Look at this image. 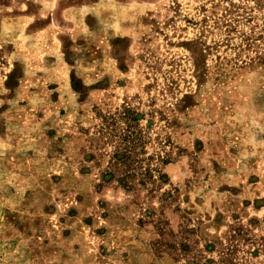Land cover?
Masks as SVG:
<instances>
[{
	"label": "rangeland",
	"instance_id": "374dc122",
	"mask_svg": "<svg viewBox=\"0 0 264 264\" xmlns=\"http://www.w3.org/2000/svg\"><path fill=\"white\" fill-rule=\"evenodd\" d=\"M0 264H264V0H0Z\"/></svg>",
	"mask_w": 264,
	"mask_h": 264
},
{
	"label": "trees",
	"instance_id": "16d2710c",
	"mask_svg": "<svg viewBox=\"0 0 264 264\" xmlns=\"http://www.w3.org/2000/svg\"><path fill=\"white\" fill-rule=\"evenodd\" d=\"M120 159H122V157H121ZM111 174H112V173L110 172V173H109V177L107 178V180H111V179H112L113 176H111Z\"/></svg>",
	"mask_w": 264,
	"mask_h": 264
}]
</instances>
